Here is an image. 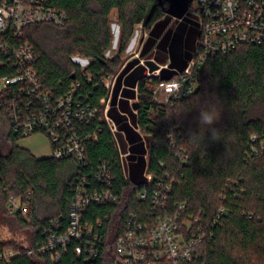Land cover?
<instances>
[{
    "label": "trees",
    "instance_id": "obj_1",
    "mask_svg": "<svg viewBox=\"0 0 264 264\" xmlns=\"http://www.w3.org/2000/svg\"><path fill=\"white\" fill-rule=\"evenodd\" d=\"M48 2L66 12L65 24H29L22 29L21 39L33 46L34 70L53 97L66 93L78 81L74 97L81 103L96 104L107 94L100 77L119 70V55L137 23L142 22L149 31L140 54H146L157 38L156 46L161 52L158 58L165 59L167 48L176 44L167 27L171 16L163 10L167 0H162V4L158 0ZM113 9L119 25L117 52L106 57L104 53L112 40L109 14ZM72 56L88 59L87 68L81 71ZM187 56L185 53L182 57L175 48L170 62L182 66ZM132 63L121 70L112 103L120 78L129 72ZM136 69L137 66L124 78L127 87L121 91L119 109L129 114L147 136L146 150L126 115L114 106L109 110L122 149L130 150L127 178L104 120L95 119L82 128L95 135V139L85 142L82 165L71 158L37 157L18 146L16 140L27 135L13 130L7 112L17 87L0 90V251L8 247L17 250L8 261L0 259V264H115L110 243L120 231L122 219L129 212L142 215L146 207L137 197L144 185L145 167L155 175L167 171L175 177L169 203L185 201V214L196 217V225L206 232L185 264H264V42L243 44L208 57L195 91L170 105L151 102L148 87L174 73L162 68L158 76H146L145 71L135 74ZM11 70L0 65V77ZM134 86L137 94L130 88ZM135 96L136 114L127 102ZM202 109L219 114L214 125L218 132L215 141L207 127L197 121ZM179 151L187 155L185 163L177 158ZM100 162L110 167L111 186L118 200L90 205L83 214V219L99 220L98 230L108 240L99 246L98 255L88 260L75 255L76 240L70 241L55 262H50L46 253H28L29 248L46 239L49 229H55L52 221H57L59 231L66 227L75 177L80 174L90 180ZM7 193L20 199L26 209L24 215L7 213Z\"/></svg>",
    "mask_w": 264,
    "mask_h": 264
},
{
    "label": "built area",
    "instance_id": "obj_2",
    "mask_svg": "<svg viewBox=\"0 0 264 264\" xmlns=\"http://www.w3.org/2000/svg\"><path fill=\"white\" fill-rule=\"evenodd\" d=\"M194 3L198 33L190 55L185 66L180 70L175 69L170 78L149 85V100L153 103L170 105L174 100L192 94L208 57L224 54L243 44L264 42V0H194ZM66 20V12L50 5L48 0H0V65L12 69L9 74L0 77V90L12 85L17 87L7 107L12 128L21 135L44 132L51 143L52 157L71 158L82 165L85 163V142L95 139L93 133L85 132L82 128L95 119L104 120L112 134L121 171L127 178L130 150L122 149L117 125L109 114L111 107L114 106L126 115L128 124L140 134L143 146L147 149V136L140 132L129 114L119 109L121 91L127 87L124 84L127 73L120 78L114 103L113 94L122 69L100 77L107 94L94 105L81 103L74 97L78 81L66 93L53 97L43 88L34 70L36 56L33 46L21 39L22 29L29 24L51 23L60 27ZM140 43L142 45L143 39ZM71 59H76L74 61L81 71L89 64L86 58L72 56ZM139 62L145 66L144 60ZM162 68H168V63L159 64V68L152 72L147 69L146 76H158ZM86 75L89 79L90 75ZM130 88L137 94V86ZM136 96L127 99L130 106ZM131 108L136 114V108ZM176 156L179 161L186 162L187 155L183 152L179 151ZM142 177L144 185L137 197L146 203V207L142 215L129 212L122 219L121 229L110 243L115 252L114 263H187L192 251L206 237V232L200 225H196V217L185 214V201L169 203L168 196L175 181L173 175L167 171L155 175L145 167ZM90 180L80 174L75 177L66 227L59 231L57 221H52L57 230L49 229L46 239L29 248L28 253H46L48 260L55 262L70 241L76 240L77 243L73 245L75 255L82 256L84 260L98 255L99 246L108 240L98 230L99 220L92 222L83 219V214L90 205L116 202L118 194L111 186L112 174L108 163L97 164ZM6 211L9 214L20 212L24 215L26 209L16 195L7 193ZM95 224H98L97 227ZM16 253L17 250L13 248H4L0 251V259L8 261Z\"/></svg>",
    "mask_w": 264,
    "mask_h": 264
},
{
    "label": "rangeland",
    "instance_id": "obj_3",
    "mask_svg": "<svg viewBox=\"0 0 264 264\" xmlns=\"http://www.w3.org/2000/svg\"><path fill=\"white\" fill-rule=\"evenodd\" d=\"M109 23L112 33V40L109 49H107L104 53L107 57H111L117 52L119 25L117 23V13L115 9H113L109 14ZM167 27L171 30L173 35L172 38L174 39V42H176V44H173L172 48L170 49L167 48V51L165 53L167 57L165 59L158 58V55L161 52L156 46V43L158 41L157 38L155 39L154 45L151 47L150 50L147 51L146 54H140V50L142 48L140 40L143 39L144 42V40H146L147 36L149 35V31L148 29L144 28L141 23H139L134 26L127 45L125 46L123 52L119 55V64L121 63L119 69H124L126 65H128L130 62H133L130 68H134V66H137V69L134 73L142 74L143 71H145L146 75V66L141 65L139 62L140 60L145 59H153L156 63L162 65L168 63L167 70L169 72H173L175 71V69H178L177 65H174L170 62L172 53L175 51V48H177V52H180L182 57L185 53H188V55H190L194 39L198 33L197 16L195 13L194 0L190 2V6L185 15L181 19H175L171 17ZM74 60L76 61V59H73V61ZM127 102L129 103L128 100ZM16 144L22 148L28 149L37 157H46L51 155L50 140L48 136L42 131H36L27 136L19 137L16 140Z\"/></svg>",
    "mask_w": 264,
    "mask_h": 264
},
{
    "label": "water",
    "instance_id": "obj_4",
    "mask_svg": "<svg viewBox=\"0 0 264 264\" xmlns=\"http://www.w3.org/2000/svg\"><path fill=\"white\" fill-rule=\"evenodd\" d=\"M158 1L160 4H162V0H158ZM191 1L192 0H167V4L165 6H163V10L166 14L170 15L172 18L181 19L185 15V13L187 12L189 4ZM188 57H189V55L187 56V58ZM144 64H145V66L149 72H152V71L159 68V64L156 63L153 59H145ZM185 64H186V61H185ZM185 64L182 66H179V67L177 66L178 70L182 69L185 66ZM163 69L167 70V68H163ZM172 73H174V71L170 72V74H172ZM72 77H73V75H72ZM168 78H170V77H168ZM132 107L136 108L137 104L133 103Z\"/></svg>",
    "mask_w": 264,
    "mask_h": 264
},
{
    "label": "clouds",
    "instance_id": "obj_5",
    "mask_svg": "<svg viewBox=\"0 0 264 264\" xmlns=\"http://www.w3.org/2000/svg\"><path fill=\"white\" fill-rule=\"evenodd\" d=\"M218 119L219 114L210 109H202L197 117L198 123L207 127L213 141L217 139L218 132L214 125L216 124Z\"/></svg>",
    "mask_w": 264,
    "mask_h": 264
},
{
    "label": "crops",
    "instance_id": "obj_6",
    "mask_svg": "<svg viewBox=\"0 0 264 264\" xmlns=\"http://www.w3.org/2000/svg\"><path fill=\"white\" fill-rule=\"evenodd\" d=\"M133 68H131L130 70H129V72L132 70ZM129 72H127V74L129 73ZM36 156V155H35Z\"/></svg>",
    "mask_w": 264,
    "mask_h": 264
},
{
    "label": "flooded vegetation",
    "instance_id": "obj_7",
    "mask_svg": "<svg viewBox=\"0 0 264 264\" xmlns=\"http://www.w3.org/2000/svg\"><path fill=\"white\" fill-rule=\"evenodd\" d=\"M189 6H190V4H189ZM189 8V7H188Z\"/></svg>",
    "mask_w": 264,
    "mask_h": 264
}]
</instances>
